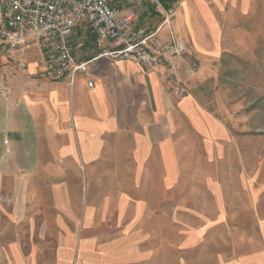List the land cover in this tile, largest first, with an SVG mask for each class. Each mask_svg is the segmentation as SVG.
Here are the masks:
<instances>
[{
    "label": "crops",
    "instance_id": "obj_1",
    "mask_svg": "<svg viewBox=\"0 0 264 264\" xmlns=\"http://www.w3.org/2000/svg\"><path fill=\"white\" fill-rule=\"evenodd\" d=\"M164 4L176 7L173 35L187 48L172 71L146 72L134 62L99 57L86 24L75 29L71 49L78 62L93 60L92 88L84 78L73 87L48 79L43 48L27 50L22 69L0 47L8 89L0 95V242L11 236L18 263L25 243L37 250L41 240L33 235L43 236L44 243L57 236L59 251H71L72 260L76 252L79 264H90L109 236L118 237L113 245L119 251L132 247L135 237L162 244L165 220L179 227L187 215L205 220L192 230L205 242L212 229L228 222L227 212L209 211L206 203L212 201H203V193L215 161L232 171L243 168L225 122L206 108L200 92L213 79L214 64L240 57L249 44L260 52L264 0ZM141 10L134 28L155 31L159 11L149 2ZM160 37L171 38L166 29ZM177 83L188 92L183 99L168 94ZM230 155L236 163L227 161ZM191 202L199 206L180 205Z\"/></svg>",
    "mask_w": 264,
    "mask_h": 264
},
{
    "label": "rangeland",
    "instance_id": "obj_2",
    "mask_svg": "<svg viewBox=\"0 0 264 264\" xmlns=\"http://www.w3.org/2000/svg\"><path fill=\"white\" fill-rule=\"evenodd\" d=\"M133 30L139 29L133 26ZM86 41L92 42L89 38ZM252 46L246 45L240 57L232 55L214 64L217 70L213 79L206 86L207 90L200 92L206 108L225 122L230 142L239 150L237 164L243 168L232 171L217 164L214 158L213 179L203 193V201L211 198L212 203H206L209 211L213 215L216 208L227 212L228 222L212 229L205 242H201L199 235L192 234L193 228L205 220L190 219L187 215L180 219L179 227L173 226L171 219L165 220L164 236H159L162 244L142 243L135 237L132 247L119 251V245H113L117 244L113 240L118 237L109 236L101 244L99 258L90 264H264V43L260 52H256L255 43ZM231 52L236 53L235 48ZM229 147L228 151L232 150V145ZM230 157L227 161L236 163L233 156ZM199 192H204V188H199ZM214 198L220 200L215 202ZM180 205L183 209H194L199 203ZM204 206L203 203L201 207ZM195 212L202 214L198 209ZM7 224L5 222V227ZM33 238L41 240L34 245L37 250H29L30 244L25 243L26 249L19 252L18 263L14 257L16 252L10 248L11 236H4L0 242V264H79L76 252L72 260L71 251L57 249V236H49L47 243L43 242V236L33 235ZM192 242H196L193 247ZM157 245L159 250H156ZM151 246L152 250H145ZM88 255L91 257L92 252Z\"/></svg>",
    "mask_w": 264,
    "mask_h": 264
},
{
    "label": "built area",
    "instance_id": "obj_3",
    "mask_svg": "<svg viewBox=\"0 0 264 264\" xmlns=\"http://www.w3.org/2000/svg\"><path fill=\"white\" fill-rule=\"evenodd\" d=\"M151 3L161 21L153 32L134 31L141 16V7ZM176 7H166L164 0H0V47L17 59L25 69L24 53L43 48L45 75L55 82L73 87L84 78L92 88L93 61L78 62L72 55L71 38L78 26L86 24L100 49L99 57L130 61L143 66L146 72L167 69L184 56L187 48L173 35ZM168 30L171 38L160 37ZM173 82L166 77V83ZM187 91L177 83L168 94L183 99ZM0 95L7 96V75L0 73Z\"/></svg>",
    "mask_w": 264,
    "mask_h": 264
}]
</instances>
